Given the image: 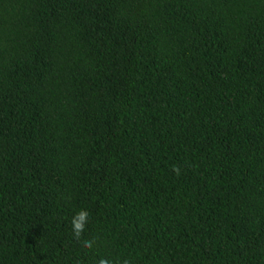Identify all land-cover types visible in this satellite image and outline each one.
<instances>
[{"label": "trees", "instance_id": "trees-1", "mask_svg": "<svg viewBox=\"0 0 264 264\" xmlns=\"http://www.w3.org/2000/svg\"><path fill=\"white\" fill-rule=\"evenodd\" d=\"M0 264H264V0H0Z\"/></svg>", "mask_w": 264, "mask_h": 264}, {"label": "clouds", "instance_id": "clouds-1", "mask_svg": "<svg viewBox=\"0 0 264 264\" xmlns=\"http://www.w3.org/2000/svg\"><path fill=\"white\" fill-rule=\"evenodd\" d=\"M177 170V169H174ZM178 171V170H177ZM88 213L85 210H80L75 217L72 220V227H73V231H74V235L77 239L80 238L81 233L84 231V225L87 222L88 219ZM85 246L86 247H91V243L90 242H85Z\"/></svg>", "mask_w": 264, "mask_h": 264}]
</instances>
